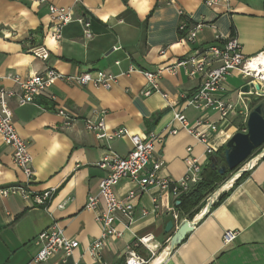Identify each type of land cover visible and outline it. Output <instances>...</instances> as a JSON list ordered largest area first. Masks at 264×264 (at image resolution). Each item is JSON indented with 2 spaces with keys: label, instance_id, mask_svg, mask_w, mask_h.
Segmentation results:
<instances>
[{
  "label": "crops",
  "instance_id": "1",
  "mask_svg": "<svg viewBox=\"0 0 264 264\" xmlns=\"http://www.w3.org/2000/svg\"><path fill=\"white\" fill-rule=\"evenodd\" d=\"M72 9L75 17L90 21L91 37L83 35L77 22L65 25L61 37L51 34L46 5L31 0H0V77L6 87H15L8 75L22 78L51 67L63 74L102 70L115 75L110 88L91 84L75 86L57 80L51 87L56 100L45 97L35 104L16 106L12 103L13 124L18 135L27 142L32 156L34 176L30 190L41 193L55 189L47 207L23 199L17 194L0 196V264H28L38 247L33 238L46 227L57 224L68 238L78 241L71 257L61 261L55 254L39 264H97L88 254L89 244L99 234L94 213L85 209L88 194L96 193L98 183L106 174L98 163L112 151L126 155L132 148L127 137L111 142L99 140L84 125L85 118L103 119L108 132L118 128L132 134L153 132L161 142L155 146L154 159H162L158 176L176 181L186 171V148H192L203 167L209 160L205 146L194 136L179 130L173 110L181 109L189 122L204 115L218 122L211 146L225 145L232 123L220 122L215 111L202 112L181 105V95L192 94L199 85L197 77H189L183 68L163 70L159 79L160 93L142 96L145 86L144 70L174 67L178 59L190 55L196 48L236 36L246 56L264 50V0H229L223 4L206 6L202 0H47ZM182 12L180 15L179 12ZM187 28L200 25L194 41L182 38L179 21ZM219 42V41H218ZM43 45L49 58L42 61L28 52ZM130 67L135 70L127 73ZM244 84L237 72H231L224 83L225 98L242 106L238 90ZM64 109L73 117L71 125L57 114ZM232 116V115H231ZM234 116L232 117V119ZM236 119V117H235ZM234 119V120H235ZM24 181L21 170L12 161L11 148L0 138V188ZM233 182V181H232ZM235 182V181H234ZM233 182V183H234ZM129 179H121L114 188L118 197L135 188ZM222 188L226 194L216 206L204 204L189 219L180 214V221H197L185 239L155 264H264V156L235 186ZM178 201L169 192L150 186L137 193L133 200L132 221L125 226L115 225L122 236L111 238L102 249V257L109 264H125L134 252L154 264V260L169 244V238L180 222L173 220L178 213ZM61 206V207H60ZM174 226L164 231L167 221ZM225 231L236 232L227 245L222 242ZM148 237L146 245L136 242ZM135 247H138L137 249Z\"/></svg>",
  "mask_w": 264,
  "mask_h": 264
},
{
  "label": "built area",
  "instance_id": "2",
  "mask_svg": "<svg viewBox=\"0 0 264 264\" xmlns=\"http://www.w3.org/2000/svg\"><path fill=\"white\" fill-rule=\"evenodd\" d=\"M31 1L37 5L47 6L51 23V34L55 39L61 37L62 28L71 22L81 24L83 35L85 37H91L89 19L82 16L75 17L72 9L53 5L47 2V0ZM75 1L78 2L79 0ZM165 1L173 3L175 0ZM202 1L208 7H215L220 4L228 7L229 2V0ZM179 13L182 15L181 11ZM199 27L200 25H196L187 28L186 21L181 19L179 21L178 30L182 34V38L192 42L194 41ZM28 53L42 61H46L49 58V52L43 45L32 47ZM263 59L264 50L252 56L244 55L241 50L240 42L234 35L226 39L217 37L215 43L202 45L196 48L190 55L178 59L174 67L142 71L146 83L144 88L140 91V94L142 96H149L153 93H160L162 97L168 98V94L161 92L159 87L161 74L165 69H169L173 72L176 68L181 67L186 75L199 79V85L192 94L188 96L181 95L183 99L181 105L191 106L205 113L207 111H215L219 115L220 122H228L231 124L238 114L242 113L247 117V104H249V102L239 89L238 96L244 108V112L241 110L238 112L235 103L229 102L224 96L226 93L224 87L225 80L231 72H237L244 83L250 85L248 93L264 98V73L261 63ZM253 64H256V66H253ZM134 70V67H130L127 73ZM8 78L14 83L15 87H6L3 84V78L0 77V138L5 145L11 148L12 161L21 170L24 181L20 184L0 188V196L6 197L8 195L17 194L23 199H31L35 204L47 207L53 197L55 189H46L41 193H35L30 190V185L34 176L33 159L28 152L27 142L18 135L14 127L12 103L16 106L35 104L36 99L41 96L51 102L55 101L56 97L50 89L57 80L75 86L91 84L95 87L107 89L111 87L112 83L116 82L117 77L102 70L63 74L51 67H47L44 71L29 75L25 78L19 75H8ZM253 80L261 82L259 89H255L254 86L251 85ZM56 112L64 118L65 125L68 126L72 124L73 117L64 109L58 108ZM233 116L234 118L232 119ZM173 118L178 123L179 127L171 128L169 130L170 134H176L179 130L185 131L204 144L206 155L210 156L217 151V149L210 145V141L217 131L218 122L209 121L204 115L193 122H189L182 114L180 108L173 110ZM83 121L85 128L94 133L99 140L111 142L121 137H127L132 145L131 150L124 156L109 151L102 157L98 165L106 171V174L100 179L97 192L88 194L85 203V209L94 213V219L99 227V234L89 244L87 252L97 264H109L102 257V249L109 239L122 236V230L116 227V222H122L121 219H124L123 224L126 226L132 221L134 211L133 200L136 198L137 193L145 191L150 186H157L160 192H169L174 198H177L180 193L187 192L193 184L201 179L203 165L199 159L192 154V148L187 147V155L185 158L186 171L183 177L176 181L160 178L158 172L164 162L162 159H154L153 157L155 146L161 142L159 135L149 132L141 136L132 134L125 128H118L108 132L101 118L97 120L85 118ZM235 131L236 129L233 128L230 137ZM243 132H246V130ZM263 155L264 146L255 157H248V159L237 168L238 170L234 176L241 174L243 171L251 170ZM253 158H256V162L254 164H249ZM121 179L131 180L136 187L129 190L125 196L118 197L115 194L114 188ZM223 186H225V184ZM220 193L222 192H219L216 198L211 202L208 197L204 207L205 205L206 207L210 204L213 205L217 201ZM172 217L175 222L181 223L178 213H173ZM235 237L236 232L225 231L223 233L222 242L224 245H227L232 242ZM148 240V237H140L136 242V246L139 244L146 245ZM33 244L38 247V250L28 264H39L55 254H60L61 261L66 262L71 257L74 249L78 247V241L73 238H68L64 234L63 229L57 224H52L37 233L33 238ZM147 263L148 261L146 259L136 255L134 252L125 259V264Z\"/></svg>",
  "mask_w": 264,
  "mask_h": 264
},
{
  "label": "water",
  "instance_id": "3",
  "mask_svg": "<svg viewBox=\"0 0 264 264\" xmlns=\"http://www.w3.org/2000/svg\"><path fill=\"white\" fill-rule=\"evenodd\" d=\"M261 82L253 80L252 84L255 89H259ZM250 85L244 83L240 87V91L243 92L244 97L248 100L249 104L252 105L251 110L248 113L246 120V132H235L225 142V149L223 153L224 162L218 165V157L211 155L209 157L210 166L216 169L220 174L226 173L228 170L239 167L248 157L251 156L252 152L264 145V101L261 97L254 96L248 93ZM264 156V155H263ZM262 156V157H263ZM246 172V171H243ZM242 172V173H243ZM241 173V174H242ZM236 175L234 181L241 175ZM233 181V182H234ZM233 182L230 184L232 186ZM223 187H220V191ZM217 189V190H219ZM216 190V191H217ZM211 204L208 205L204 214L209 210ZM203 216V215H202ZM197 221L183 220L172 233L169 238L168 244L170 249H173L179 245L191 232ZM174 226L173 220L166 222L164 231L169 232ZM181 233L180 239L177 241V235Z\"/></svg>",
  "mask_w": 264,
  "mask_h": 264
},
{
  "label": "trees",
  "instance_id": "4",
  "mask_svg": "<svg viewBox=\"0 0 264 264\" xmlns=\"http://www.w3.org/2000/svg\"><path fill=\"white\" fill-rule=\"evenodd\" d=\"M216 149L217 151L214 152L213 155H216L218 157L219 165L224 162L223 153L225 145H220ZM234 170H236V168L228 170L224 174H220L216 169L210 166V160H208L206 165L203 167L201 179L197 183L193 184L187 192L180 193L176 198V200L178 201L176 207L178 208L179 215L185 214L189 219H191L202 208L203 198L205 194L215 186L224 183V181L229 177L230 173ZM247 174L248 171L243 172L232 184V187L235 186L239 181H241ZM225 195L226 194L224 193V191L220 193L213 207L219 204L223 200ZM135 248L137 249L138 247Z\"/></svg>",
  "mask_w": 264,
  "mask_h": 264
},
{
  "label": "rangeland",
  "instance_id": "5",
  "mask_svg": "<svg viewBox=\"0 0 264 264\" xmlns=\"http://www.w3.org/2000/svg\"><path fill=\"white\" fill-rule=\"evenodd\" d=\"M262 100H264V98H262ZM251 108H252V105L250 106V104H247L248 113H249V111L251 110ZM237 110H238V112H239L240 110L244 112V108H243V106H239V107L237 108ZM247 116H248V115H247ZM246 118H247V117H245L244 114H242V113H241V114H238V116H236V119L233 120L231 130L233 131V128L236 129L235 132H243L244 130H246V120H247ZM232 131H231V132H232ZM263 146H264V145H262L261 147L255 149V150L252 152L250 158L255 157V156L261 151V148H262ZM240 166H241V165H240ZM240 166H239V167H240ZM239 167H237V168H239ZM237 170H238V169L232 171V172L230 173L229 177L224 181V183L215 186V187L212 188L209 192H207V193L205 194L204 198H203V204H205L207 198L210 197V196H211V195H212L217 189H219L221 186H223V185H224V184H225L230 178L234 177V175H235V173H236Z\"/></svg>",
  "mask_w": 264,
  "mask_h": 264
},
{
  "label": "bare ground",
  "instance_id": "6",
  "mask_svg": "<svg viewBox=\"0 0 264 264\" xmlns=\"http://www.w3.org/2000/svg\"><path fill=\"white\" fill-rule=\"evenodd\" d=\"M261 63H262V68H263L262 70H263V73H264V59L261 61ZM253 66H256V64H253ZM212 139H213V138H212ZM212 139H211V140H212ZM210 145H211V141H210ZM255 162H256V158H253V159L250 161L249 164H254ZM234 179H235V176L232 177V178H230V179L225 183V186H223V187H224V188L229 187L230 184L232 183V181H234ZM219 192H221L220 189L217 190V191H215V192L213 193V195H212L211 197H209V201H210V202L213 201V200L216 198V196L218 195ZM202 209H203V208H202ZM199 216H200V213L197 214L196 219H198ZM200 217H202V216H200ZM180 237H181V233H179V234L177 235L176 240L178 241V240L180 239ZM169 250H170V245H169L166 249H164L159 255H157L156 259L154 260V264H155V263H158L159 261H161L162 258L168 253ZM163 259H164V258H163Z\"/></svg>",
  "mask_w": 264,
  "mask_h": 264
}]
</instances>
